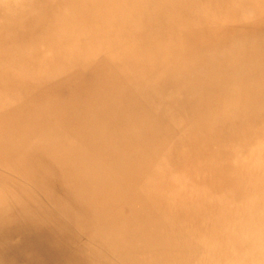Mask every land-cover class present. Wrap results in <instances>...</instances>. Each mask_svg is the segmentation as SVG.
I'll return each mask as SVG.
<instances>
[{"label": "bare ground", "instance_id": "1", "mask_svg": "<svg viewBox=\"0 0 264 264\" xmlns=\"http://www.w3.org/2000/svg\"><path fill=\"white\" fill-rule=\"evenodd\" d=\"M24 197L71 264H264V0H0V227L52 229Z\"/></svg>", "mask_w": 264, "mask_h": 264}, {"label": "rangeland", "instance_id": "2", "mask_svg": "<svg viewBox=\"0 0 264 264\" xmlns=\"http://www.w3.org/2000/svg\"><path fill=\"white\" fill-rule=\"evenodd\" d=\"M33 199L24 197V201L38 212L53 230L29 221L9 229L0 227V264H71L67 256H70L72 249L55 235L62 240H76L73 232L57 221L56 215L61 210L56 207L58 211H55L50 200L40 202L36 201L37 198ZM80 246L76 249L81 251L83 246Z\"/></svg>", "mask_w": 264, "mask_h": 264}]
</instances>
